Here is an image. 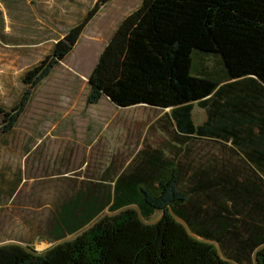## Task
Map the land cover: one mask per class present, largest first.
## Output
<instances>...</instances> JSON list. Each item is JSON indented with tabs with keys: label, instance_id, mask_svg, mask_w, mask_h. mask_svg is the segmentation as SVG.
Here are the masks:
<instances>
[{
	"label": "trees",
	"instance_id": "1",
	"mask_svg": "<svg viewBox=\"0 0 264 264\" xmlns=\"http://www.w3.org/2000/svg\"><path fill=\"white\" fill-rule=\"evenodd\" d=\"M111 1L96 0L24 84L47 78ZM88 85L89 104L169 109L178 144L213 139L220 156L179 168L151 157L112 187L79 189L59 206L54 241L104 209L122 210L41 252L1 246L0 264H264V0H142L101 51ZM29 89L5 113L1 133L24 112ZM194 104L205 111L200 125ZM156 211V222L141 220Z\"/></svg>",
	"mask_w": 264,
	"mask_h": 264
},
{
	"label": "rangeland",
	"instance_id": "2",
	"mask_svg": "<svg viewBox=\"0 0 264 264\" xmlns=\"http://www.w3.org/2000/svg\"><path fill=\"white\" fill-rule=\"evenodd\" d=\"M141 1L108 3L88 23L72 52L31 89L23 82L26 73L51 53L96 0H0V130L5 113H12L30 88L11 132L0 131V247L21 245L41 252L72 240L122 210L104 209L78 232L54 241L59 206L79 189L112 187L118 175L147 164L151 157L165 165L173 160L179 168L218 151L211 141L178 144L169 109L118 108L105 98L87 102L88 77L101 51ZM246 70L248 66H242L241 72ZM205 118V111L194 104V125ZM126 208L137 211L136 206ZM161 214L156 211L141 220L152 224ZM245 264H254L253 257Z\"/></svg>",
	"mask_w": 264,
	"mask_h": 264
},
{
	"label": "crops",
	"instance_id": "3",
	"mask_svg": "<svg viewBox=\"0 0 264 264\" xmlns=\"http://www.w3.org/2000/svg\"><path fill=\"white\" fill-rule=\"evenodd\" d=\"M198 140H204V141H211V142H214L217 144V149L218 151H216V154L214 153H205L204 155L201 156V158L197 161L198 165H200L201 163V159H207L209 157H212V156H220V144L216 141V140H213V139H207V138H198ZM194 141V140H193ZM186 146L188 145H192V143H188V144H185ZM228 146H230V143L228 142L227 143ZM182 150H185L184 148ZM189 174V173H188Z\"/></svg>",
	"mask_w": 264,
	"mask_h": 264
},
{
	"label": "bare ground",
	"instance_id": "4",
	"mask_svg": "<svg viewBox=\"0 0 264 264\" xmlns=\"http://www.w3.org/2000/svg\"><path fill=\"white\" fill-rule=\"evenodd\" d=\"M43 246H44V244L42 243L40 246H38V248H39V247H43Z\"/></svg>",
	"mask_w": 264,
	"mask_h": 264
}]
</instances>
